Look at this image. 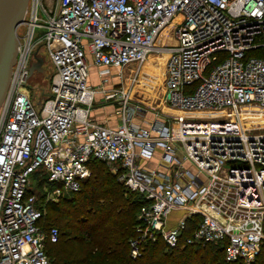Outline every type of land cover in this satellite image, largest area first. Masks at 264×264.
Returning <instances> with one entry per match:
<instances>
[{"label": "built area", "instance_id": "2783aa9c", "mask_svg": "<svg viewBox=\"0 0 264 264\" xmlns=\"http://www.w3.org/2000/svg\"><path fill=\"white\" fill-rule=\"evenodd\" d=\"M27 11L0 105V264H55L46 246L60 231L42 222V190L54 201L79 190L91 158L143 197L132 257L162 237L169 247L222 243L225 260H254L264 244V126L246 128L239 110L264 107V0H29ZM172 22L164 101L229 114L149 117L130 88L90 81L92 66L102 82L112 68L138 67ZM38 45L52 70L35 96L23 88ZM98 94L117 103L115 122L95 115Z\"/></svg>", "mask_w": 264, "mask_h": 264}, {"label": "trees", "instance_id": "16d2710c", "mask_svg": "<svg viewBox=\"0 0 264 264\" xmlns=\"http://www.w3.org/2000/svg\"><path fill=\"white\" fill-rule=\"evenodd\" d=\"M106 165L103 160L91 158L89 166L92 172L82 180L79 190L58 201L48 200L52 209H61L59 201L66 203L69 208L73 205L74 216L79 213L76 216L77 223H85L74 236L61 240L60 226L47 223L43 214L44 225H56L60 231L59 240L47 250L55 264H133V260L144 256L146 259L137 264H243L241 260H225L224 249L217 243L182 245L180 242L175 247H169L162 237L145 243L142 255L132 257L129 238L134 233L143 197L137 192L127 191L117 175ZM38 203L42 207L41 199ZM73 243L76 246H72Z\"/></svg>", "mask_w": 264, "mask_h": 264}, {"label": "rangeland", "instance_id": "374dc122", "mask_svg": "<svg viewBox=\"0 0 264 264\" xmlns=\"http://www.w3.org/2000/svg\"><path fill=\"white\" fill-rule=\"evenodd\" d=\"M30 12L27 11L26 15L29 16ZM27 30V25L25 23H22L18 27V32L19 34L25 33ZM44 31V28H40L37 26L35 30V37H38L40 34H42ZM174 31V30H173ZM170 28L165 29L164 33H161L158 35L156 38L153 47L151 48L150 52L148 53L146 59L144 62L140 65L141 71L139 73H134L133 71L137 67V64H133L128 66L126 69H118V68H112L108 71V74H105L108 79L104 82L101 81V77L98 76V69L96 66H92L91 68V76H90V81L93 84H96L99 89H104L105 87L107 88H132L135 84L134 87V97L136 100L141 101V104H144L145 106H148V115L149 117L155 113V111H160V110H165L166 112H171V113H178V114H192L196 116H210V118L214 116H223L221 111L217 110H210V111H203V110H196L197 112L194 111H178L175 108L169 107L165 101L163 102V94L165 90V65L166 61L169 55V49L173 45V43L176 42L175 37L170 38L169 36ZM173 36L174 33H172ZM161 35V36H160ZM40 48V55L43 59L40 69H35L32 73V76L30 78L29 84L25 86L23 89L28 90L29 86L31 87V92L35 96H40L43 91L49 90V85H48V77L50 76L51 70H52V64L49 59V55L47 52H45V49L42 47V45H38ZM42 66V68H41ZM130 74V75H128ZM133 77L132 79L130 77ZM103 95V94H102ZM102 95L99 94V97L95 99V106H96V111L99 110V107H102L105 110L104 116H97L98 117H103L99 118L101 120L105 121H110L109 117L111 114L107 115V112H110L111 105L113 104L114 99H110L109 103H105V101L102 98ZM105 104V105H104ZM99 105V106H98ZM107 106V107H106ZM116 105L114 106L116 108ZM113 107V106H112ZM113 107V108H114ZM115 113L118 112L117 109H115ZM170 108V109H169ZM225 112V111H223ZM209 113V114H208ZM245 115L248 113V117L245 116L244 124H246V128H251V125L253 123L261 124L264 126V108L258 107L257 109L254 108H246L244 111ZM109 116V117H108ZM252 119V121H250ZM116 121V120H115ZM114 121V122H115ZM150 166L154 165V161L151 160L148 162ZM109 167V164L106 165ZM31 185L34 191H37V188L34 186V182L31 181ZM44 194L42 195L41 201H42V210L47 218L46 222L48 223H55L60 226L61 228V235L60 239L64 240L66 238H69L70 236H74L77 232L78 229L81 230L82 226H85L84 222L77 223V219L79 213L74 216V212L72 210L73 205L67 207L63 203V201H59V206L61 209H55L50 207V203H48L47 196L44 190H42ZM54 201V200H53ZM58 201V200H57ZM73 204V203H72ZM74 216V217H73ZM73 217V218H72ZM75 218V219H74ZM74 219V220H73ZM72 221L73 224L70 222ZM69 229V230H68ZM70 232H68V231ZM69 233V234H68ZM51 242H47V250L49 246L51 245ZM72 246H76V243L71 244ZM224 249V245L222 243H219ZM261 252V251H260ZM220 258H222V252L219 253ZM146 257H142L141 259H136L133 260V264H137L139 262H143ZM114 259H110L112 261ZM218 261V260H217ZM241 262H236L234 264H239ZM243 264H264V248L262 249L261 254L257 255V257L250 261V262H242Z\"/></svg>", "mask_w": 264, "mask_h": 264}, {"label": "water", "instance_id": "95a60500", "mask_svg": "<svg viewBox=\"0 0 264 264\" xmlns=\"http://www.w3.org/2000/svg\"><path fill=\"white\" fill-rule=\"evenodd\" d=\"M29 0H0V105L5 97L15 62L18 45V27L26 18ZM43 59L37 57L31 71L40 69Z\"/></svg>", "mask_w": 264, "mask_h": 264}, {"label": "bare ground", "instance_id": "6f19581e", "mask_svg": "<svg viewBox=\"0 0 264 264\" xmlns=\"http://www.w3.org/2000/svg\"><path fill=\"white\" fill-rule=\"evenodd\" d=\"M173 22L172 23H170V24H168L167 26H165L164 27V29H163V31H162V33H164V30L165 29H168V28H170V32H169V37L170 38H174L175 36H173V34L172 33H174V29H173ZM162 33H161V35H162ZM160 35V36H161ZM176 39V38H175ZM130 65H133V63H128V64H126L125 66H123L122 68H120V69H126L128 66H130ZM140 66H142V65H139L138 67H137V69H135L136 70V72L138 71V76L137 77H139V73H140V71H141V67ZM166 69V68H165ZM134 70V71H135ZM133 71V72H134ZM165 72H166V70H165ZM128 75H130V74H128ZM131 79L133 78L132 76L130 77ZM137 80H138V78H137ZM137 80H136V82H137ZM136 82H135V84H136ZM135 84H134V86L131 88V94H132V96L134 97V87H135ZM135 98V97H134ZM163 102H164V100H163ZM166 103V102H165ZM167 104V103H166ZM169 107H171V108H175L176 110H178V111H194V112H197L196 110H203V111H210V110H217V111H221L222 113H226V114H223V115H227V114H229V111H228V109H225V108H223V109H212V108H209V109H206V108H201V109H180V108H176V107H173V106H170L169 104H167ZM262 108H264V107H262ZM170 109V108H169ZM246 110V108H241L239 111L241 112V114H243L242 116H243V119H241V121H242V123L244 124V120H245V116H247L248 117V113L245 115V113H244V111ZM223 111H225V112H223ZM233 112H231V115L229 116V120H234L235 119V116H234V114H232ZM209 114V113H208ZM249 118V117H248ZM250 121H252V119H250ZM254 126V125H253ZM252 127V126H251Z\"/></svg>", "mask_w": 264, "mask_h": 264}, {"label": "crops", "instance_id": "0c3cea01", "mask_svg": "<svg viewBox=\"0 0 264 264\" xmlns=\"http://www.w3.org/2000/svg\"><path fill=\"white\" fill-rule=\"evenodd\" d=\"M97 71H98V70H97ZM100 95H101V94H100ZM98 97H99V94H98L97 98H98ZM104 105H105V104H104ZM98 106H99V105H98ZM112 106L114 107V105L112 104V105H111V108H112V109L110 110V112H107V115L111 114L110 117L108 116V117H109V120L112 121V122H114L115 120H117V113H115V110H114L115 107L113 108ZM106 107H107V106H106ZM115 109H116V108H115ZM94 112H95V115H96V116H99V115L104 116V114H105V110H104L102 107H99V110H97V111H96V107H95V108H94ZM105 115H106V114H105ZM99 118H103V117H98V119H99ZM100 120H101V119H100Z\"/></svg>", "mask_w": 264, "mask_h": 264}, {"label": "flooded vegetation", "instance_id": "af4514ba", "mask_svg": "<svg viewBox=\"0 0 264 264\" xmlns=\"http://www.w3.org/2000/svg\"><path fill=\"white\" fill-rule=\"evenodd\" d=\"M41 68H42V66H41Z\"/></svg>", "mask_w": 264, "mask_h": 264}]
</instances>
